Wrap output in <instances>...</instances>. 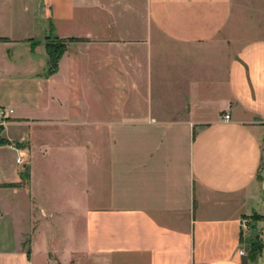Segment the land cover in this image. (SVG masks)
I'll return each instance as SVG.
<instances>
[{"label": "crops", "instance_id": "1", "mask_svg": "<svg viewBox=\"0 0 264 264\" xmlns=\"http://www.w3.org/2000/svg\"><path fill=\"white\" fill-rule=\"evenodd\" d=\"M7 1L0 264H264V0ZM46 37L80 39L50 75Z\"/></svg>", "mask_w": 264, "mask_h": 264}, {"label": "rangeland", "instance_id": "2", "mask_svg": "<svg viewBox=\"0 0 264 264\" xmlns=\"http://www.w3.org/2000/svg\"><path fill=\"white\" fill-rule=\"evenodd\" d=\"M12 11H11V7L9 6V2L7 0H0V34L9 36L15 39H20V40L23 39L24 41H26V39L30 37H34L35 39H38L39 38V22L36 21V22L31 23L30 21H27V19L22 17L21 4L19 3L14 4ZM1 35H0V42L9 40L7 37L1 36ZM220 35H223V34L221 33ZM46 38H45V41H47ZM48 39L52 43H58L60 41V40L52 39V38H48ZM162 41L164 42L163 46L166 47V49L171 52L174 58H177V59H172L173 66H175L178 63L180 64L181 63L180 60L185 59L187 54H191V53L193 54L195 52H201V51L207 52V50L205 49H197L193 47L182 46V45H179L173 42L165 41L163 39ZM18 45H21V44H18ZM221 46L225 47V44H221ZM237 46L238 44H229L228 47L237 48ZM17 49L19 50L18 47ZM209 49H212V48H209ZM23 52H24V48H22V51H20L19 54L17 52V55L23 54ZM16 59L17 60H15L14 62H11L8 59L6 60L7 62L6 64L0 63V66L4 67V70L7 71L9 70L10 63H12L15 67H21L25 65V59L20 58V57ZM178 87L180 88V90L183 89V87L181 86H178ZM156 89H158L157 86L155 87L153 91V97L159 98L160 93H158ZM177 93H178V96L185 95L184 90L177 92ZM161 98H164V96H161ZM35 193L36 195L38 194L37 197H39V187L35 188ZM40 238H41V244H43L44 237H40ZM37 241H38V244H37V247L34 249V253H33L34 264H39V262L43 259V253L41 249L39 250V235L38 234H37ZM258 255L256 256L255 260L258 258Z\"/></svg>", "mask_w": 264, "mask_h": 264}, {"label": "trees", "instance_id": "3", "mask_svg": "<svg viewBox=\"0 0 264 264\" xmlns=\"http://www.w3.org/2000/svg\"><path fill=\"white\" fill-rule=\"evenodd\" d=\"M47 37L45 41V51L47 55V67L45 74L50 75L54 73L57 69V63L59 58L62 56L63 52L66 49V43L69 41H78L80 39H68V40H63V39H58V38H52V39H57L60 40L58 43H52L49 41ZM3 40V39H2ZM3 127L0 126V133L2 131ZM7 141L0 136V144H6ZM21 180L24 181L28 178V169L27 167H23V171L20 173ZM15 184H11L10 186H14ZM262 249L261 243L256 239L252 238L249 242V258L251 261H254L256 256L260 254Z\"/></svg>", "mask_w": 264, "mask_h": 264}, {"label": "built area", "instance_id": "4", "mask_svg": "<svg viewBox=\"0 0 264 264\" xmlns=\"http://www.w3.org/2000/svg\"><path fill=\"white\" fill-rule=\"evenodd\" d=\"M12 112V109L4 107V106H0V125L4 124L5 119L7 118V116ZM229 115L225 114L224 115V119H228ZM25 162V159L23 158L22 155H18L16 157V163L18 165H23ZM240 229H241V234L242 235H246V233L249 231V218L248 217H242L240 219ZM245 249L244 247H241L239 249V254L240 255H245Z\"/></svg>", "mask_w": 264, "mask_h": 264}]
</instances>
